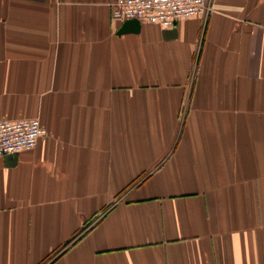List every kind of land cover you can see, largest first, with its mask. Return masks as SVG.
Returning <instances> with one entry per match:
<instances>
[{"label": "crops", "instance_id": "1", "mask_svg": "<svg viewBox=\"0 0 264 264\" xmlns=\"http://www.w3.org/2000/svg\"><path fill=\"white\" fill-rule=\"evenodd\" d=\"M111 0H0V264H264V0L121 33Z\"/></svg>", "mask_w": 264, "mask_h": 264}, {"label": "built area", "instance_id": "2", "mask_svg": "<svg viewBox=\"0 0 264 264\" xmlns=\"http://www.w3.org/2000/svg\"><path fill=\"white\" fill-rule=\"evenodd\" d=\"M213 0H111L113 19L171 28L178 21L192 17L208 18ZM44 134L39 121H0V156L33 149Z\"/></svg>", "mask_w": 264, "mask_h": 264}, {"label": "water", "instance_id": "3", "mask_svg": "<svg viewBox=\"0 0 264 264\" xmlns=\"http://www.w3.org/2000/svg\"><path fill=\"white\" fill-rule=\"evenodd\" d=\"M176 24H174L173 27H175ZM140 27V23L136 20H128V21H124L123 23V27L121 29V33L127 32V31H132V32H137L139 30ZM9 157L11 156H15V154L13 155H7Z\"/></svg>", "mask_w": 264, "mask_h": 264}]
</instances>
